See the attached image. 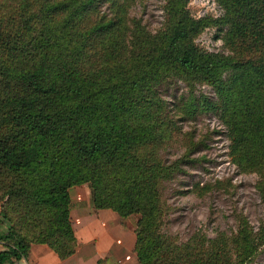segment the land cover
Here are the masks:
<instances>
[{
	"label": "trees",
	"instance_id": "1",
	"mask_svg": "<svg viewBox=\"0 0 264 264\" xmlns=\"http://www.w3.org/2000/svg\"><path fill=\"white\" fill-rule=\"evenodd\" d=\"M160 1L162 20L150 32L129 15L133 0H0V226L11 214L18 222L0 233L10 243L0 264L32 244L60 261L74 253L68 189L78 185L93 210L135 216L138 264H250L264 252V217L255 231L237 216L229 234L195 231L179 242L162 233V185L197 142L157 92L181 82L180 116L216 113L230 161L256 176L264 213V0H213L220 16L199 19L187 0ZM207 28H224L227 54L195 44ZM197 84L218 102L196 97ZM178 135L184 152L163 161L159 151Z\"/></svg>",
	"mask_w": 264,
	"mask_h": 264
},
{
	"label": "rangeland",
	"instance_id": "2",
	"mask_svg": "<svg viewBox=\"0 0 264 264\" xmlns=\"http://www.w3.org/2000/svg\"><path fill=\"white\" fill-rule=\"evenodd\" d=\"M161 5L160 0H133L129 15L139 18L148 31L154 32L162 20ZM106 8V4L100 5L102 12H106ZM186 9L194 19L216 18L221 14V9L213 0H187ZM223 32L224 28H207L194 42L208 52L227 54L221 42ZM157 92L166 103L167 115L181 133L190 132L193 141L197 142V148L190 153L189 159L181 164L183 171L162 185L161 200L164 210L162 233L175 237L179 242L186 241L195 231H200L208 237H213L218 232L229 234L236 229L237 216L244 217L255 231L264 217L255 189L256 176L240 172L230 161L226 130L216 113L201 112L191 119L180 116L176 108L188 94V90L181 82L171 81L160 85ZM193 92L196 97L204 96L210 102H218L209 86L197 84ZM184 139V136L178 135L173 142L159 151L160 158L165 162L178 159L184 152ZM74 192L76 198L69 201L68 209L74 210L75 205L86 206L90 208V217H93L90 225H81L80 233L83 235L79 240L82 243L81 248L104 253L108 241L112 240L115 245V239L124 229L132 228L131 235L134 238L135 216L119 218L108 210L91 209L90 193L86 185L71 187L69 195ZM4 201L5 197L0 193V206ZM71 217L77 232L73 213ZM10 219V222L1 221L2 235L7 232L12 222L18 228L15 214H11ZM93 230L103 231L107 243L105 240H97ZM7 244L10 243L0 242V250H5ZM130 252L132 253L130 259L137 262L133 247ZM250 264H264V252L258 253Z\"/></svg>",
	"mask_w": 264,
	"mask_h": 264
},
{
	"label": "crops",
	"instance_id": "3",
	"mask_svg": "<svg viewBox=\"0 0 264 264\" xmlns=\"http://www.w3.org/2000/svg\"><path fill=\"white\" fill-rule=\"evenodd\" d=\"M69 189L68 197L69 201H71L72 199L76 198V192L69 195ZM75 207L76 208H74V210L72 209L73 211L71 209H68L70 226L74 232L73 234L76 239V248L74 253L70 257L60 261L44 245L32 244L29 246V249L24 258L15 260L11 264H138L134 260L130 259L132 257L130 249L134 244V238H132L131 235L132 228H130V230L124 229L120 231V236L115 239V245L112 243V240H109L107 243V238L103 231L93 230L95 233L94 236L97 238V240H105L107 243L104 253L100 251H97L95 253V251H87V249L81 248L82 243H80L79 241L80 237L83 236L80 233V230H82L80 229L81 225H90L93 217H90V208L82 205H75ZM71 213H73L74 224L76 225L77 232L75 231L72 223ZM0 251L3 250L1 249ZM127 257H129L128 260Z\"/></svg>",
	"mask_w": 264,
	"mask_h": 264
}]
</instances>
